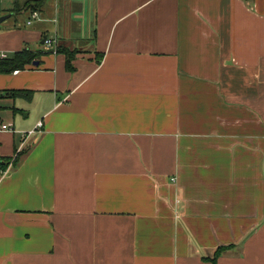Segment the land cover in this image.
Instances as JSON below:
<instances>
[{
  "label": "crops",
  "instance_id": "0c3cea01",
  "mask_svg": "<svg viewBox=\"0 0 264 264\" xmlns=\"http://www.w3.org/2000/svg\"><path fill=\"white\" fill-rule=\"evenodd\" d=\"M24 1L0 264H264V0Z\"/></svg>",
  "mask_w": 264,
  "mask_h": 264
},
{
  "label": "trees",
  "instance_id": "16d2710c",
  "mask_svg": "<svg viewBox=\"0 0 264 264\" xmlns=\"http://www.w3.org/2000/svg\"><path fill=\"white\" fill-rule=\"evenodd\" d=\"M35 1L36 0H27L24 1L22 4H15L12 12L17 14L22 10L29 9L33 5V3H35ZM65 50L66 48L59 49V52L66 53V59H67L66 64L69 67L71 52L68 51L69 52L68 53ZM56 51L58 50L56 49ZM37 56L38 54L36 52H32L28 49H24L22 51L15 52L12 57L0 58V74H8V73H12L15 70L25 69L26 66L32 65V62L36 61ZM30 95L31 92L26 90H0V98H15L18 96L29 98ZM9 162H10L9 158L0 157V169L3 170L4 168H6ZM223 249L224 247L217 248L213 259L216 258L223 251Z\"/></svg>",
  "mask_w": 264,
  "mask_h": 264
},
{
  "label": "built area",
  "instance_id": "2783aa9c",
  "mask_svg": "<svg viewBox=\"0 0 264 264\" xmlns=\"http://www.w3.org/2000/svg\"><path fill=\"white\" fill-rule=\"evenodd\" d=\"M32 18H35L37 17V12H32L31 14ZM31 21H28V23H30ZM43 45L45 47V51L47 52H51V53H56V43L54 40L50 39V38H45L44 41H43ZM0 57L1 58H5V54L4 53H1L0 54ZM16 72V71H15ZM42 126V122H38L36 124V127L32 130H29L27 132H24V133H27V134H31L33 132H35L37 130V128H40ZM0 130H3V131H11V132H14L15 130L13 129V125L12 124H2L0 123Z\"/></svg>",
  "mask_w": 264,
  "mask_h": 264
},
{
  "label": "rangeland",
  "instance_id": "374dc122",
  "mask_svg": "<svg viewBox=\"0 0 264 264\" xmlns=\"http://www.w3.org/2000/svg\"><path fill=\"white\" fill-rule=\"evenodd\" d=\"M11 2V0H0V8L1 7H5L6 5H8L9 3ZM11 20V19H10ZM9 22V19L7 20H4L1 24L3 25H6L7 23ZM27 113V111H23L22 113H17V117L18 118H22V119H25L24 118V114ZM32 116V115H31ZM12 117H13V114L11 113V111L7 110V109H1L0 108V119L3 121V122H11L12 120ZM31 118V117H30ZM18 125L17 123L15 122V128H17Z\"/></svg>",
  "mask_w": 264,
  "mask_h": 264
},
{
  "label": "water",
  "instance_id": "95a60500",
  "mask_svg": "<svg viewBox=\"0 0 264 264\" xmlns=\"http://www.w3.org/2000/svg\"><path fill=\"white\" fill-rule=\"evenodd\" d=\"M8 17V15H3V16H0V23L6 19ZM33 65H38V62L37 61H33L32 62Z\"/></svg>",
  "mask_w": 264,
  "mask_h": 264
}]
</instances>
